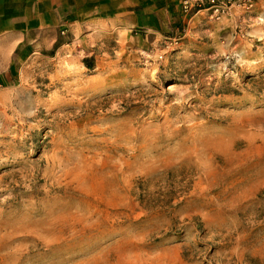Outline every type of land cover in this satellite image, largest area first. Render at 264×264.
Listing matches in <instances>:
<instances>
[{
    "label": "rangeland",
    "instance_id": "obj_1",
    "mask_svg": "<svg viewBox=\"0 0 264 264\" xmlns=\"http://www.w3.org/2000/svg\"><path fill=\"white\" fill-rule=\"evenodd\" d=\"M205 14L0 86V264H264V0Z\"/></svg>",
    "mask_w": 264,
    "mask_h": 264
},
{
    "label": "crops",
    "instance_id": "obj_2",
    "mask_svg": "<svg viewBox=\"0 0 264 264\" xmlns=\"http://www.w3.org/2000/svg\"><path fill=\"white\" fill-rule=\"evenodd\" d=\"M182 0H0V86L28 61L82 54L102 40L177 36L188 19Z\"/></svg>",
    "mask_w": 264,
    "mask_h": 264
},
{
    "label": "built area",
    "instance_id": "obj_3",
    "mask_svg": "<svg viewBox=\"0 0 264 264\" xmlns=\"http://www.w3.org/2000/svg\"><path fill=\"white\" fill-rule=\"evenodd\" d=\"M182 10L191 18L200 13H207L211 19L219 20L237 4L252 7L254 0H182Z\"/></svg>",
    "mask_w": 264,
    "mask_h": 264
},
{
    "label": "bare ground",
    "instance_id": "obj_4",
    "mask_svg": "<svg viewBox=\"0 0 264 264\" xmlns=\"http://www.w3.org/2000/svg\"><path fill=\"white\" fill-rule=\"evenodd\" d=\"M219 139H221V135H215L214 133H212L210 136H208L207 141H215V140H219Z\"/></svg>",
    "mask_w": 264,
    "mask_h": 264
}]
</instances>
